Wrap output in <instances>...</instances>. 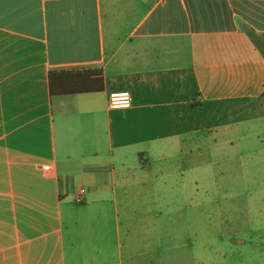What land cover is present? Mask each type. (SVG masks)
I'll return each instance as SVG.
<instances>
[{"label":"crops","instance_id":"1","mask_svg":"<svg viewBox=\"0 0 264 264\" xmlns=\"http://www.w3.org/2000/svg\"><path fill=\"white\" fill-rule=\"evenodd\" d=\"M254 37L264 0H0V264H210L209 166L264 170Z\"/></svg>","mask_w":264,"mask_h":264},{"label":"rangeland","instance_id":"2","mask_svg":"<svg viewBox=\"0 0 264 264\" xmlns=\"http://www.w3.org/2000/svg\"><path fill=\"white\" fill-rule=\"evenodd\" d=\"M199 146L203 147L202 140ZM247 152L232 153L233 161L227 162L224 157L217 156L214 160L218 164L208 168L209 228L205 232H209L210 264H264V170L254 167ZM241 153L243 158L239 157ZM258 167L263 168L264 163ZM234 176H240L237 179L240 185L234 186L230 181ZM239 191L241 196L235 194ZM147 208L150 210L151 206ZM240 238L252 240L256 245L252 248L241 246ZM164 247L162 257L170 260L176 251L168 250L170 246Z\"/></svg>","mask_w":264,"mask_h":264},{"label":"trees","instance_id":"3","mask_svg":"<svg viewBox=\"0 0 264 264\" xmlns=\"http://www.w3.org/2000/svg\"><path fill=\"white\" fill-rule=\"evenodd\" d=\"M254 42L264 54V42L257 37H254ZM81 73L83 79H80L77 74H72L73 77H70L64 72L51 73L50 86L52 95H74L103 91L104 81L101 70Z\"/></svg>","mask_w":264,"mask_h":264},{"label":"built area","instance_id":"4","mask_svg":"<svg viewBox=\"0 0 264 264\" xmlns=\"http://www.w3.org/2000/svg\"><path fill=\"white\" fill-rule=\"evenodd\" d=\"M109 104L112 109H127L132 105V97L129 92H114L110 95ZM85 190H80L76 201L82 203Z\"/></svg>","mask_w":264,"mask_h":264}]
</instances>
